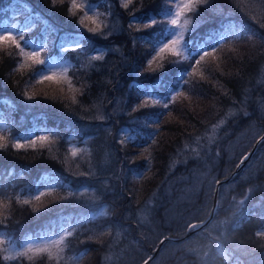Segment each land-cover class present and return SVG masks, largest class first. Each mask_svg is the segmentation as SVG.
<instances>
[{
  "label": "trees",
  "instance_id": "1",
  "mask_svg": "<svg viewBox=\"0 0 264 264\" xmlns=\"http://www.w3.org/2000/svg\"><path fill=\"white\" fill-rule=\"evenodd\" d=\"M34 1L62 27L79 28L85 34L78 51H59L57 46L52 50L78 61L71 75L79 89L72 97L63 83L39 85L48 80L35 78L34 64L21 69L18 50H0V86L9 90L13 100L6 111L10 128L0 132V138H7L0 139L7 145L0 149V226L22 237L66 214L85 218L87 207L76 205L106 201L108 213L76 228L65 247L86 251L80 264H140L162 236L182 235L208 215L214 181L231 171L264 129V0H208L187 13L186 37L191 41L226 22L249 29L218 46L208 45L207 51L216 48V52L229 45L227 56L223 60L218 54L205 57L200 63L204 71L199 75L200 64H195L202 54L199 51L191 56H167L164 67L155 72L151 70L155 64L151 68L147 65L154 56L156 38L169 33L164 14L173 0H134L128 9L123 7L124 0H100L107 15L102 34H93L79 24L82 12L77 17L69 15L70 0L55 6L52 0ZM151 8L157 23L144 27L153 20L137 18ZM95 45H102L103 50L94 52ZM241 46L245 48L239 51ZM179 82L182 88L178 93L189 92L194 83L195 90L212 97L205 117L234 110L221 133L195 153L179 148L192 137L186 133L188 129L176 121H164L167 111L181 103V95L168 102V109L163 107V99L140 95L150 84L166 93ZM28 96L34 98L29 100ZM144 100L149 101L147 106H143ZM151 100L161 103L153 105ZM183 110L186 119L194 118L191 108ZM209 123L194 119V132H201ZM122 124L142 136L122 140L116 131ZM166 126L180 133L167 147L153 145ZM41 127L52 131L47 141H37L35 148L14 147V135L23 138L31 129ZM69 131L78 136L91 134L89 149L72 156L66 138ZM176 148L181 152L177 158ZM146 161L150 162L147 175L138 179L135 171ZM47 168L62 172L72 183L71 192L55 190L40 200L22 199ZM69 177L93 190H76ZM134 186L140 187L138 192ZM218 197L217 209L207 225L184 238L164 240L148 264H233L216 250L218 239L245 254L247 264H264V236H258L254 229L258 215L264 214V138L230 180L220 184ZM25 200L31 202L26 204ZM247 209L256 214L237 226L234 221ZM9 262L64 264L47 253L35 254L31 261L18 257ZM0 264H8L1 247Z\"/></svg>",
  "mask_w": 264,
  "mask_h": 264
},
{
  "label": "snow or ice",
  "instance_id": "2",
  "mask_svg": "<svg viewBox=\"0 0 264 264\" xmlns=\"http://www.w3.org/2000/svg\"><path fill=\"white\" fill-rule=\"evenodd\" d=\"M66 0H52V5L55 6L57 3L63 4ZM134 2V0H124L123 7L125 9L129 8V5H131ZM208 0H183L182 3H179L176 5V11L175 14L169 19V22L177 26L180 31L179 33L169 40L167 43L163 44L161 47H159L156 54L148 60L147 65L151 68L153 64H155V68H152L151 70L153 72L157 70H161L164 67L163 61L166 59L167 56L172 57H180L182 55L181 48H182V42H183V33L184 29L188 24V21L185 20L184 23H181V17L185 16L186 13H192L193 10L201 4H206ZM87 5L82 2V0H70L69 3V15L73 17H77L79 13L83 12V15H79L78 22L81 26H83L87 31L93 33V34H102V27L103 23L100 20L99 15H90L88 11H84ZM157 23L156 20H153L150 24H144V27H150L152 24ZM7 22L6 21H0V25L3 26V30H0V50H8V49H16L19 52V56L23 58V62L20 63V68H31L33 64L35 65H41L44 63V60L41 59V56L45 52L44 47H40L37 50L28 51L26 50V47L23 45L22 41L24 39V35L17 34L14 31L8 30L6 27ZM17 26L15 24L12 25V28L15 29ZM132 25H129V28H131ZM71 51H78L80 49V45H76L75 48H70ZM62 51L67 52L69 51V48H64ZM216 55V48L211 49V51H205L203 52L200 57L196 60L195 64L199 65L202 60H204L205 57H214ZM95 59H103L102 56H96ZM195 71V69H193ZM68 68L64 67L61 68L59 71H52L48 75H43L41 77L42 80H65L69 84V88H72L73 85L71 83V78L68 76ZM182 93H177V95H181ZM151 95H149V98ZM33 96H28V99H33ZM170 99H174L171 97ZM149 103L148 100L143 101V106H147ZM151 103L153 105L160 104V100H151ZM163 107L165 109L169 108V103H163ZM135 110V109H134ZM0 139H7L6 137L0 138ZM136 137H133V140H135ZM48 136H37L35 139L27 141V143H21L19 140L16 141L14 144V147L16 149H23L25 147H32L35 148L37 145V141H47ZM122 143V142H121ZM152 143H155V140L152 141ZM7 147V145L3 142H0V149H3ZM80 152V149L78 148H72L71 154L72 156H76ZM134 162V161H133ZM84 191H88L87 188L84 189ZM45 193L41 192L38 196L35 197L36 200H40L42 196H44ZM24 203H30L31 201L25 200ZM65 235H70V233H65ZM258 236H264V232H258ZM65 236H61L58 240H51L48 243L39 245V246H33L29 244L23 251L17 252L16 255L18 257H26L29 261L33 260L35 254H44L47 253L49 256L52 255L53 249H59L61 243L63 242ZM3 243V240L0 239V244ZM5 260L8 259V257H4ZM145 264H148L147 261H145Z\"/></svg>",
  "mask_w": 264,
  "mask_h": 264
},
{
  "label": "rangeland",
  "instance_id": "3",
  "mask_svg": "<svg viewBox=\"0 0 264 264\" xmlns=\"http://www.w3.org/2000/svg\"><path fill=\"white\" fill-rule=\"evenodd\" d=\"M182 2H183V0H178L177 4L182 3ZM84 3L87 5L85 10L88 11L90 15H99L100 20L102 19L101 9H98L93 4L86 3V2H84ZM175 11H176V7H175L172 15L175 14ZM6 27L8 30L13 29L12 25L6 26ZM178 29L179 28L176 26L175 30L171 33L169 38L162 41L159 47H161L163 44L167 43L169 40L174 38L179 33ZM0 30H3V28H1ZM228 46L224 47L223 50H219L218 52H216V55L217 54L220 55L221 60L226 58V56H227L226 49ZM244 48H245V46H241L238 48V50L241 51ZM32 50H34V49H32V48L28 49V51H32ZM68 64H69L68 62H64L62 60L53 59L47 63V65L44 67V69L42 70L41 73H42V75H48L52 71H59L61 68H64V67L67 68ZM203 71H204L203 65L200 64L197 67V75H199V73L201 74ZM223 71H225V70H223ZM59 83H62V82L61 81H50V80H48V81L40 83L39 85L57 86ZM72 85H73L72 88H69V85H66V89L69 90V92H70L69 95L74 97L76 95V91H78L79 87L77 85H75L74 83H72ZM178 102H181V103L179 105L173 106L171 109H169L167 111L166 116L164 118V121L166 119H170V120H173V121H176V122L182 124L183 128L188 129L186 133L193 136L191 139L187 138V140L180 143L179 144L180 149L189 148V147H191V149H195L197 147H200L202 145V143L205 142L204 139L208 140V142H211L213 137H216L221 133V128L225 125L228 117L234 111V110L227 111L226 113L222 114L221 116L214 115V117H212V118L205 117V112H206L207 108L212 103V97L208 96V95H204L202 93H199L198 89L195 90V84L194 83H192L190 85L189 92H186V93L184 92L181 94V96H178ZM185 107L192 109V112H191L192 115L191 116H194L193 119H186L183 116V114H184L183 109ZM194 119H198V120L204 121V122L208 120L210 123L208 125H206L201 132H194L195 131ZM2 125H3V121L0 120V127ZM178 130H176L175 127L172 128V127L166 126L165 128H162L160 133L158 134L157 138L155 139V143H153V145H162L161 148L167 147L166 145H168L170 143L171 139L177 134V132H178V134L180 133V131H178ZM74 147L81 149L82 145H80L76 141H72L71 142V149ZM180 153L181 152H179L177 149L176 158L180 155ZM47 187H48V185H46L44 187H40L38 189L37 194L43 192L44 191L43 189H45ZM134 187H135V189H137V192H138L140 187L139 188L137 186H134ZM65 232H66V229L63 226L62 229L57 233H47V234H41L39 236L30 237L25 241L24 245L28 246L29 244H31L35 247V246H39V245L48 243L51 240H58V239H60L61 236H63L65 234ZM7 247L11 251H16L19 249V247L14 246L12 244H8ZM61 249L62 248L60 245V248L59 249H53V252L60 255ZM73 261L76 262L77 261L76 258H74Z\"/></svg>",
  "mask_w": 264,
  "mask_h": 264
},
{
  "label": "water",
  "instance_id": "4",
  "mask_svg": "<svg viewBox=\"0 0 264 264\" xmlns=\"http://www.w3.org/2000/svg\"><path fill=\"white\" fill-rule=\"evenodd\" d=\"M252 150H253V149H250V151H249V153H248V154H250V153L252 152Z\"/></svg>",
  "mask_w": 264,
  "mask_h": 264
}]
</instances>
